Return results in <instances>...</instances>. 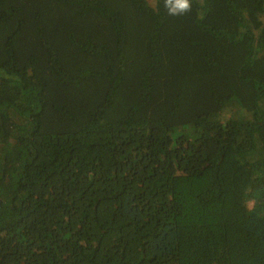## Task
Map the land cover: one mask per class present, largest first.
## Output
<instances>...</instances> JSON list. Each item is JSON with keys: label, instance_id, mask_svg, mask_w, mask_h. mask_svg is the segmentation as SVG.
Listing matches in <instances>:
<instances>
[{"label": "trees", "instance_id": "trees-1", "mask_svg": "<svg viewBox=\"0 0 264 264\" xmlns=\"http://www.w3.org/2000/svg\"><path fill=\"white\" fill-rule=\"evenodd\" d=\"M0 264H264V0H0Z\"/></svg>", "mask_w": 264, "mask_h": 264}, {"label": "clouds", "instance_id": "clouds-1", "mask_svg": "<svg viewBox=\"0 0 264 264\" xmlns=\"http://www.w3.org/2000/svg\"><path fill=\"white\" fill-rule=\"evenodd\" d=\"M169 15L178 16L192 11V0H164Z\"/></svg>", "mask_w": 264, "mask_h": 264}, {"label": "rangeland", "instance_id": "rangeland-1", "mask_svg": "<svg viewBox=\"0 0 264 264\" xmlns=\"http://www.w3.org/2000/svg\"><path fill=\"white\" fill-rule=\"evenodd\" d=\"M150 2V1H149ZM151 3V2H150ZM152 4V3H151Z\"/></svg>", "mask_w": 264, "mask_h": 264}]
</instances>
